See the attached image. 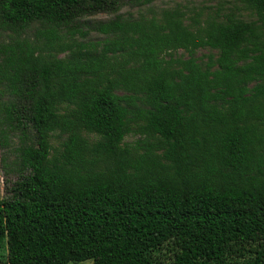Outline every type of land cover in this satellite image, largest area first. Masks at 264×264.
Masks as SVG:
<instances>
[{
    "label": "trees",
    "instance_id": "16d2710c",
    "mask_svg": "<svg viewBox=\"0 0 264 264\" xmlns=\"http://www.w3.org/2000/svg\"><path fill=\"white\" fill-rule=\"evenodd\" d=\"M153 1L0 0L6 264H264V0Z\"/></svg>",
    "mask_w": 264,
    "mask_h": 264
},
{
    "label": "rangeland",
    "instance_id": "374dc122",
    "mask_svg": "<svg viewBox=\"0 0 264 264\" xmlns=\"http://www.w3.org/2000/svg\"><path fill=\"white\" fill-rule=\"evenodd\" d=\"M241 4L238 0H154L150 4H146L140 7H133L129 5H124L117 14L121 15L123 18H137L139 15L150 16L152 14H158L162 9L165 8H173L179 7L180 9L186 12L185 22H190V17H194L195 13L199 15H203L206 11H214L215 9H219L220 12H228L232 11L236 16L244 19V20H251L254 18L249 11L242 9ZM115 14H107V13H97L92 16L85 17V21L89 24L96 22V21H105L110 18H113ZM200 17V16H199ZM36 25H31L29 28L25 30V35L32 38L33 33L35 31ZM84 30L88 29V26L83 27ZM80 38L79 36H77ZM97 32L90 31L87 39L96 40L100 38ZM209 52L207 49H201L196 52V56L205 59V55ZM177 55H182L184 57L187 56L182 50L177 52ZM59 56H62L60 54ZM93 138V136H90ZM61 138L56 135L51 136V143L54 148H59ZM127 142H134V136L126 137ZM5 194V186L2 177V172L0 169V198L3 197ZM165 252V251H164ZM6 244L5 242L0 243V264H6ZM67 264H93L91 260H85L81 262H69Z\"/></svg>",
    "mask_w": 264,
    "mask_h": 264
}]
</instances>
